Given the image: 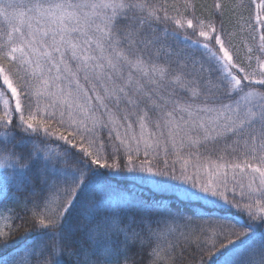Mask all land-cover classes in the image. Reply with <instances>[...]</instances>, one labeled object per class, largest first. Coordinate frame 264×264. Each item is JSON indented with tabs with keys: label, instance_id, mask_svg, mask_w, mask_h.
Masks as SVG:
<instances>
[{
	"label": "snow or ice",
	"instance_id": "obj_1",
	"mask_svg": "<svg viewBox=\"0 0 264 264\" xmlns=\"http://www.w3.org/2000/svg\"><path fill=\"white\" fill-rule=\"evenodd\" d=\"M9 203L0 264H264V0H0Z\"/></svg>",
	"mask_w": 264,
	"mask_h": 264
},
{
	"label": "trees",
	"instance_id": "obj_2",
	"mask_svg": "<svg viewBox=\"0 0 264 264\" xmlns=\"http://www.w3.org/2000/svg\"><path fill=\"white\" fill-rule=\"evenodd\" d=\"M169 2L171 3L172 0H169ZM200 2L206 6H210L213 3V0H200ZM208 10H209L208 7L204 8L205 12H207ZM242 41H247L249 46H252L251 41L248 40L247 36L237 34L234 38V43L241 44ZM246 51H247L246 48L241 47L242 56H244ZM253 66H255L254 60H253ZM177 206L183 207L182 205H177ZM195 207L196 206H192V208L188 210L189 214H191V212L195 210ZM8 209H12V211H9ZM0 210H3L4 216L13 217L12 220H0V227H3L7 223H11L13 226H20V232H23L26 229L30 228L31 226L30 223L26 222L30 218V213L25 214V212L22 210V207L9 203L7 205V208L0 209ZM21 217H23V219H21ZM198 258H199L198 254L195 251V245H192L187 251H184V254H183L184 264H194V261L198 260ZM137 259H140V257H137Z\"/></svg>",
	"mask_w": 264,
	"mask_h": 264
}]
</instances>
